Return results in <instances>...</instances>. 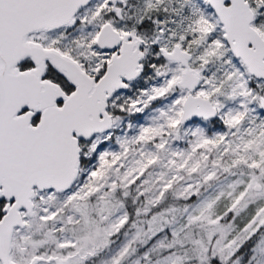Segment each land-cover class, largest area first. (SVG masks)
Here are the masks:
<instances>
[{
  "label": "snow or ice",
  "instance_id": "6c2138e0",
  "mask_svg": "<svg viewBox=\"0 0 264 264\" xmlns=\"http://www.w3.org/2000/svg\"><path fill=\"white\" fill-rule=\"evenodd\" d=\"M0 264H264V0H0Z\"/></svg>",
  "mask_w": 264,
  "mask_h": 264
}]
</instances>
